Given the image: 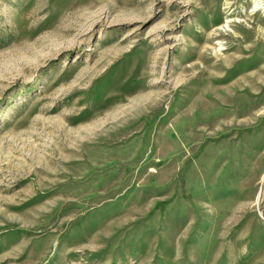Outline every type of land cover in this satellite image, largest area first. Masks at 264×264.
<instances>
[{
	"label": "rangeland",
	"instance_id": "374dc122",
	"mask_svg": "<svg viewBox=\"0 0 264 264\" xmlns=\"http://www.w3.org/2000/svg\"><path fill=\"white\" fill-rule=\"evenodd\" d=\"M0 264H264V0H0Z\"/></svg>",
	"mask_w": 264,
	"mask_h": 264
}]
</instances>
